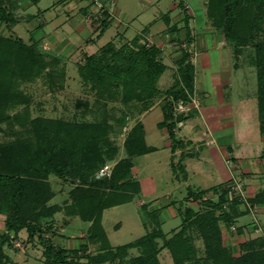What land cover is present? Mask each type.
<instances>
[{
	"label": "trees",
	"instance_id": "1",
	"mask_svg": "<svg viewBox=\"0 0 264 264\" xmlns=\"http://www.w3.org/2000/svg\"><path fill=\"white\" fill-rule=\"evenodd\" d=\"M86 1L88 15L95 13L92 8H98L97 13L103 15L99 22H93L101 37L114 22L110 13L112 0ZM203 2L212 28L224 36L237 55L244 47L255 50L259 116L264 133V0ZM179 5L183 7L184 0ZM17 8L16 0H0V23L10 31L19 22ZM246 8L254 9L246 15ZM189 18L186 15L183 19L187 37L191 34ZM259 36H263L260 41ZM162 54L156 43L147 42L145 33L136 35L119 49L110 41L100 52L86 55L84 63H76L83 84L96 91L100 99L107 97L104 103L99 100L100 115L86 103L83 115L94 114V122L84 117L71 121L31 118L33 96L23 84L47 77L50 89L62 87L56 84L66 76L65 69H56L62 56L43 52L36 40L26 43L20 36L0 33V135L5 132L3 124L7 123L12 130V137H0V217L4 218L5 228L0 233V264L10 263L4 247L12 246L13 238L24 231L26 244L43 248L40 252L45 264H162L159 256L164 249L170 252L174 264H264V236L245 240L240 245L242 254H235L232 246L225 243L222 227L224 224L230 229L237 224L251 210L250 204L260 202L264 191L249 197L248 187L233 191L226 183L192 193L193 202L199 203L200 208L196 210L190 205L180 208L182 222L170 236L162 230L161 209L148 210L145 204L142 207L149 211L145 223L157 228L122 246L113 247L109 240L103 224L104 212L131 202L141 192L140 183L132 177L134 158L154 149L146 143L140 121L131 127L123 148L118 146L111 137L114 123L110 121L112 111L106 103L124 106L134 103L140 107V114L150 109L156 99L166 96L169 100L163 105L165 120L161 126L168 127L174 150L182 144L174 134V105L192 101L195 67L189 53L184 51L173 85L161 90L158 82L168 69ZM123 113L124 116H119L122 129L129 120L128 113ZM121 150L125 156L118 160L111 177L94 180L96 173L108 161L117 159ZM51 177L70 185L68 199L62 204H51L56 196ZM59 213L66 221L78 218L90 223L77 247L53 242L51 237L57 235ZM243 232L244 227L237 226L231 235ZM198 239L202 248L195 244ZM92 244L97 245L96 252L89 251ZM134 248L139 254L126 261Z\"/></svg>",
	"mask_w": 264,
	"mask_h": 264
},
{
	"label": "rangeland",
	"instance_id": "2",
	"mask_svg": "<svg viewBox=\"0 0 264 264\" xmlns=\"http://www.w3.org/2000/svg\"><path fill=\"white\" fill-rule=\"evenodd\" d=\"M188 1L193 6V9L197 11V18L203 20L199 23L201 27H198L201 31H197L196 33V40L201 43L205 34L211 31L213 26L207 17L204 0ZM16 2L18 6V11H16L19 18L18 24L10 31L5 24L0 23V33L20 36L26 43L34 42V40L39 38L40 42L37 43L43 52H51L53 55L61 54L59 56L63 57H61L62 62L56 69H65L66 71L65 78L61 80L56 79L57 85L62 84V87L59 88L57 86L55 89H50L49 84L47 85L49 82L47 77L35 79L33 82L23 84V88L33 96L30 107L31 118L41 116L49 119H63L68 121L73 119L81 120L84 117L83 112L86 111V103L90 110L93 109L96 115H100L101 103H104L107 99V97L100 99L95 93L96 91H91L90 88L83 84V78L78 72L76 63H84L87 56L98 51L100 52L110 41H114L117 49H119L122 45L131 41L137 34L142 32L145 26H148L154 20L160 19L165 15L173 17L181 9L183 10L180 12L182 19L186 15L189 16L188 4H184L180 9L177 6L181 0H112L110 13L114 17V22L101 37H98L99 31L96 32V25L90 23V19L95 17L99 9L92 8L95 13L87 15L85 18L83 16L82 18L80 10L89 4L85 0H37L35 2L34 0H16ZM37 2L39 3L37 4ZM174 5L176 7L172 10ZM39 9L47 11L42 13L39 12ZM71 9L73 10L70 11ZM251 9L253 10L254 8H246V15H249ZM196 16L191 18L195 20ZM82 26H84V29H82ZM217 32L218 30L213 29L209 37L215 39ZM262 38L263 36H259V41ZM146 40L147 42L154 43L152 37H148ZM199 47H202V44ZM232 49L231 53H234V49ZM237 57H240V61H237ZM254 59L255 50L252 47L240 49L238 55L235 53L232 65V83L223 92L229 100L232 98L234 101V108L237 109L235 112L237 126L240 113L242 112L245 115L244 126L247 125V133L249 135L247 136L245 129L243 131L237 129V141L244 144L246 140H252L251 135L253 133L256 136L253 145H248L246 148L242 146L243 148H238L239 150L234 146L232 148L236 154L230 156L233 167L226 182L231 189L236 184L241 185L243 189L254 173L258 175L256 172L259 171L255 170H259V167L264 165V162L261 160L263 158L264 161V144L261 142L262 130L258 106V73ZM173 73L174 70L172 68L165 71L160 83H158V87L161 89L166 88L168 82L172 79ZM99 100H101V103ZM97 101L99 103H96ZM111 102L106 103L109 106L108 110L112 111L110 121L114 123L113 127L115 132L112 133L111 137L114 138L118 146L123 148L128 138V133L133 126V118H136V120L139 119L138 109L140 110V107L134 103L124 106L120 103ZM114 106L119 108H115ZM121 109L129 115L128 125H126L128 129L126 132L123 131L122 124L119 121V116H124ZM84 118L92 122L96 120L94 114H89ZM190 123V119H188L187 126L183 129L184 131L187 130L186 128ZM2 127L4 129L3 132H5L0 137L4 139L12 137L11 127L9 129L7 123L3 124ZM249 136L250 138H248ZM244 148H250V150H245ZM124 156L125 152L121 150L117 159L108 161L101 168V170L106 169L107 174L97 177L100 170L93 179L110 178L118 160ZM167 156L166 151H161L158 154H148L134 158V169L137 171L138 169L145 170V174L141 173L137 175V181L145 189L136 195L131 202L105 210L103 224L113 247L133 242L145 235L148 230L154 227L157 228L154 224L145 223L149 211H147V208L138 205L139 199H144L147 202L148 210L157 209L158 207L156 206L161 208L160 212H162L163 217V219L160 218L162 220L161 227L170 236L171 231L179 227L182 222V217L176 211L180 207L179 205H190L196 210L199 209V203L192 201V193L198 194L196 190L198 187L204 188L210 183L213 184L216 182L212 178H209V176H205L209 174L207 169L204 171L202 177L201 175H195L193 176L195 177L194 180L185 182V170L182 171V169H178L177 167L169 166ZM133 172L132 177L135 178V172ZM191 175L192 173H190ZM262 176L260 178L258 177V180L264 183ZM145 179H147L146 183ZM50 180L56 193L51 204H62L68 199L70 185L69 183H63L56 177H51ZM252 193L249 191L245 195L253 197L251 195ZM164 195L166 198H164ZM168 195H170V200ZM153 201H158L159 204L152 206L153 208L149 207V204ZM250 207L251 210L240 217L237 224L231 226L230 229L222 224L225 243L232 246L235 254H242L240 245L245 240H252L259 236H264V193L262 194L260 202L250 204ZM144 212H146V215H144ZM56 217L58 220L55 225L57 235L55 234L54 237H51L53 242L58 245L64 244L70 248L77 247L82 236L86 233L89 223L78 218H71V220L66 221L61 213L57 214ZM241 225L244 227V232L241 235L232 236L231 232H233V229ZM4 230V218L0 217V233ZM44 237L47 238L48 236L44 235ZM26 238V232L24 231L19 237L13 238L12 246L9 248L4 247L11 259L9 264H45L40 252L43 248L40 245L35 246V248L31 244H26L24 241ZM195 244L198 248H202V241L200 239L196 240ZM89 251L96 252L97 245L92 244ZM201 252L203 251L201 250ZM138 254L139 251L137 249L130 250L126 261H129L130 257ZM159 258L162 264H174L170 252L167 249L161 252Z\"/></svg>",
	"mask_w": 264,
	"mask_h": 264
},
{
	"label": "crops",
	"instance_id": "3",
	"mask_svg": "<svg viewBox=\"0 0 264 264\" xmlns=\"http://www.w3.org/2000/svg\"><path fill=\"white\" fill-rule=\"evenodd\" d=\"M35 1L37 0H34V2ZM38 3L39 2H37V4ZM184 4H188V14L190 17L188 23L191 34L189 37L186 36V31L183 30L184 20L180 17V12L183 10L180 9V5H177L180 11L173 17L165 15L160 19L154 20L148 24V26H145L142 32H140L145 33L146 39L148 37L153 38L154 43L163 51L162 57L168 65L167 70L170 68L174 70L171 81L168 82L166 88L161 89L159 87L161 90H166L173 85L184 51L189 53V60L194 64V93L191 97L192 101L190 103H182L179 101L174 105L175 116L173 121H176L174 134L177 139L182 141V144H179L174 150V144L168 127L161 126L165 120L162 105L169 100L166 96L156 99L150 109L139 114V119L136 120V118H133V125L138 121L143 124L146 143L154 149L152 152L145 155L158 154L161 151H166L168 155L167 159H169V166L174 168L177 167L178 169H182L183 167L182 171L185 170V182L194 180L195 177L193 176L195 175H201L202 177L204 171L207 169L209 174L205 176H209V178L216 181L204 187L205 189H210L227 182L233 167L230 156L236 154L232 149L233 146L237 149H241L243 147L246 148L248 145H253L256 136L253 133V135H251L252 140L248 139L249 141L246 140L244 144L237 141V129L241 131L245 129L247 133V125L244 126L245 115H243L242 112L240 113L237 126L235 120V112L237 109L234 108V101L232 98L229 100V98L223 94L225 88H229L231 85L233 78L232 65L235 52L231 53L232 46L226 42L224 36L219 31L215 39L212 37L210 38L209 35H211L214 28H211V31L205 34L201 43L198 42L196 40V33L197 31H201L198 27H201L199 23L203 20L197 18V11L193 9V6L188 0H184ZM87 5L80 10L82 18L88 15L86 13ZM174 7H176V5L172 7V10ZM72 10L73 9L70 11ZM16 11H18V8ZM46 11L47 10L39 9V12L42 13ZM193 16H196L195 20L191 18ZM83 27L84 26H82V29H84ZM176 28L179 30L175 31ZM96 32L98 31L96 30ZM36 41L40 42V39L38 38ZM200 44H202V47H199ZM237 61H240V57H237ZM160 80L158 83H160ZM182 116H185V119ZM188 119H190L191 123L186 128L187 130L184 131L183 129L187 126L186 123ZM261 133V142L264 144V133ZM248 135L247 133V136ZM248 138H250V136ZM245 150H250V148ZM261 160L264 162L263 158H261ZM180 165H182V167H180ZM133 170L135 172H133L135 174V179L137 180V175L141 173L145 174V170L143 169H138L137 171L133 168ZM255 171H259L256 172L258 175L254 173L253 176L249 178L250 181L245 185L251 193L254 192L251 194L253 196L260 191H264V183L258 180V177L260 178L262 175L264 178V165H261L259 170ZM190 173H192L191 176ZM146 182L147 179H145V183ZM140 187L142 192L145 187L142 186L141 183ZM204 188L198 187L196 190L199 192L205 190ZM147 190L149 189L147 188ZM164 198H166L165 195ZM168 198L170 200V195H168ZM186 201L190 203L188 199H186ZM145 204H147V202L144 199L138 200V205L141 207ZM158 204V201H153L149 204V207ZM179 206L180 207L176 209L177 212L180 208L185 207V205ZM156 207L159 208V206ZM62 217L64 218L63 214ZM160 218L163 219L162 212ZM84 236L85 233L82 237Z\"/></svg>",
	"mask_w": 264,
	"mask_h": 264
},
{
	"label": "built area",
	"instance_id": "4",
	"mask_svg": "<svg viewBox=\"0 0 264 264\" xmlns=\"http://www.w3.org/2000/svg\"><path fill=\"white\" fill-rule=\"evenodd\" d=\"M100 19H103V15L101 14H96L94 18L90 19V23H93L94 21L99 22ZM127 127L123 128V131H127ZM106 170V169H105ZM105 170H101L98 174L97 177H101L104 176L105 174H107V172ZM109 173V172H108ZM110 174V173H109ZM232 190H238V191H242V186L239 184H236L235 186H233ZM230 199L232 198V193H230L229 195ZM251 208V207H250Z\"/></svg>",
	"mask_w": 264,
	"mask_h": 264
}]
</instances>
